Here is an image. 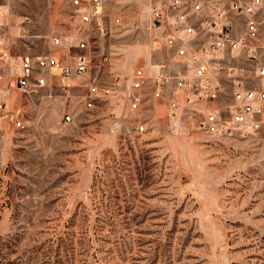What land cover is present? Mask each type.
<instances>
[{"label":"rangeland","instance_id":"obj_1","mask_svg":"<svg viewBox=\"0 0 264 264\" xmlns=\"http://www.w3.org/2000/svg\"><path fill=\"white\" fill-rule=\"evenodd\" d=\"M152 1L102 0L90 26L70 22L67 0H0L16 54L47 51L53 32L72 44V64L84 32L93 79L109 84L137 67L150 76L135 111L108 98L87 108L89 75L72 78L69 96L7 93L26 127L0 112V264H264V117L243 133H210L194 126L201 108L153 96L156 76L184 70L152 45ZM260 19L264 46V3ZM256 60L264 65V48ZM238 61L245 83L255 78L253 62ZM216 74L222 106L234 88Z\"/></svg>","mask_w":264,"mask_h":264},{"label":"built area","instance_id":"obj_2","mask_svg":"<svg viewBox=\"0 0 264 264\" xmlns=\"http://www.w3.org/2000/svg\"><path fill=\"white\" fill-rule=\"evenodd\" d=\"M67 1L73 7L69 19L74 24L91 26L102 15V0ZM263 3L264 0L152 1L148 20L153 32L152 45L156 50H172L184 70L156 76L153 96L168 98L172 110L201 108V116L194 121L195 128L201 131L233 134L256 127L264 117V65L256 60L264 48L260 43ZM28 20L29 17H24L22 28ZM115 22L120 23L121 18L117 17ZM242 23L243 31H240ZM48 37L47 51L18 55L9 29L4 25L0 30V112L16 127L26 125L20 108L8 109L9 91L32 93L57 89L69 96L74 76L89 75L83 96L87 108L96 107L101 98L116 103L123 100L133 111L140 108L150 79L146 67H137L130 76H114L109 84L100 83L91 76L94 62L86 33L78 32L74 36L78 53L72 64L62 54L64 36L52 32ZM103 58L108 61L110 57ZM228 58L233 62H227ZM242 58L252 61L255 70V78L246 83L243 74L249 67L238 61ZM216 71H224L227 84L234 88L232 102L222 106L218 101L224 92V77ZM172 80L176 89L170 87ZM71 118L70 114L66 116L67 120ZM138 126L145 129L144 124Z\"/></svg>","mask_w":264,"mask_h":264},{"label":"crops","instance_id":"obj_3","mask_svg":"<svg viewBox=\"0 0 264 264\" xmlns=\"http://www.w3.org/2000/svg\"><path fill=\"white\" fill-rule=\"evenodd\" d=\"M71 5V4H70ZM71 11L73 10V7L71 6ZM1 13V12H0ZM1 17V16H0ZM72 23V22H71ZM72 24H74V23H72ZM0 30H2V23H0ZM71 46H72V44H65V41H64V43H63V46H62V54H63V56L65 55V53H67L68 52V54H69V49L71 48ZM78 53V52H77ZM66 61H68L69 62V59H67L66 58Z\"/></svg>","mask_w":264,"mask_h":264},{"label":"bare ground","instance_id":"obj_4","mask_svg":"<svg viewBox=\"0 0 264 264\" xmlns=\"http://www.w3.org/2000/svg\"><path fill=\"white\" fill-rule=\"evenodd\" d=\"M148 8H150V6H148Z\"/></svg>","mask_w":264,"mask_h":264}]
</instances>
